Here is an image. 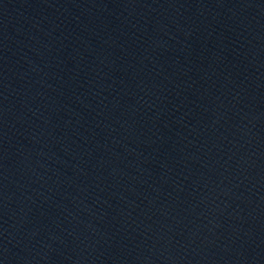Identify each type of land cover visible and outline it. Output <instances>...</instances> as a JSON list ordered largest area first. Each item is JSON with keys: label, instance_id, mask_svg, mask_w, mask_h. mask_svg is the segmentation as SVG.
Segmentation results:
<instances>
[{"label": "water", "instance_id": "water-1", "mask_svg": "<svg viewBox=\"0 0 264 264\" xmlns=\"http://www.w3.org/2000/svg\"><path fill=\"white\" fill-rule=\"evenodd\" d=\"M0 264H264V0H0Z\"/></svg>", "mask_w": 264, "mask_h": 264}]
</instances>
